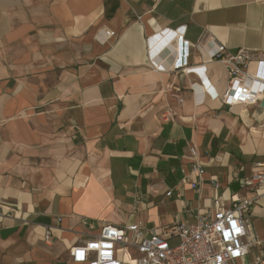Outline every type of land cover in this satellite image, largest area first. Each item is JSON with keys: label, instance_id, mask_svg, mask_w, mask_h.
I'll use <instances>...</instances> for the list:
<instances>
[{"label": "crops", "instance_id": "0c3cea01", "mask_svg": "<svg viewBox=\"0 0 264 264\" xmlns=\"http://www.w3.org/2000/svg\"><path fill=\"white\" fill-rule=\"evenodd\" d=\"M100 28L114 36L98 43ZM204 33L264 52V0H0V264H76L70 247L103 224L147 234L233 195L258 197L260 242L234 264H264V186L245 184L264 162V62L247 65L254 104L197 103L228 76Z\"/></svg>", "mask_w": 264, "mask_h": 264}, {"label": "built area", "instance_id": "2783aa9c", "mask_svg": "<svg viewBox=\"0 0 264 264\" xmlns=\"http://www.w3.org/2000/svg\"><path fill=\"white\" fill-rule=\"evenodd\" d=\"M183 28L184 26L182 32ZM113 36V31L100 28L96 31L94 39L98 43H104ZM202 38L210 47L209 58L221 60L228 76L221 95L211 92L207 87H195L194 91H201V97L196 102L202 103L205 95L209 94L228 107L254 104L258 100V90H254L249 81L257 80V77L249 75L246 70L251 61L263 63L264 52L239 49L231 54L209 34L204 33ZM176 40L181 46H185L183 33H177ZM185 53L181 55L182 58L177 59L176 68L186 65ZM259 89L264 90L263 81ZM187 150L192 160L191 172L200 178L204 171L199 153L192 144H188ZM198 184V179L191 181L193 188H197ZM245 184L264 186V162L256 163V171ZM213 186L217 188L218 182L215 181ZM170 194L171 192L167 193L168 196ZM257 198L233 195L226 204L222 203L219 197H215L213 210L196 213L194 222L176 220L152 229L147 234H144L140 223L125 226L103 224L97 234L70 247L69 259L76 264H234L244 257L251 247L260 244L257 238L250 235L248 223L249 213ZM50 236L51 227H45L44 239L49 240ZM127 249L136 253L131 263H127L122 254V251ZM263 258L264 251H260L255 262L260 263Z\"/></svg>", "mask_w": 264, "mask_h": 264}, {"label": "rangeland", "instance_id": "374dc122", "mask_svg": "<svg viewBox=\"0 0 264 264\" xmlns=\"http://www.w3.org/2000/svg\"><path fill=\"white\" fill-rule=\"evenodd\" d=\"M122 254H123V256H124V259H125V260H128V259H130V257H131V250H130V249L123 250V251H122Z\"/></svg>", "mask_w": 264, "mask_h": 264}]
</instances>
